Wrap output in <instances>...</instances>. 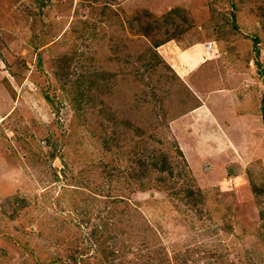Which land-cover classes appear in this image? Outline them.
I'll return each mask as SVG.
<instances>
[{"label": "rangeland", "instance_id": "obj_1", "mask_svg": "<svg viewBox=\"0 0 264 264\" xmlns=\"http://www.w3.org/2000/svg\"><path fill=\"white\" fill-rule=\"evenodd\" d=\"M0 264H264V0H0Z\"/></svg>", "mask_w": 264, "mask_h": 264}, {"label": "crops", "instance_id": "obj_2", "mask_svg": "<svg viewBox=\"0 0 264 264\" xmlns=\"http://www.w3.org/2000/svg\"><path fill=\"white\" fill-rule=\"evenodd\" d=\"M200 46H202L200 49V51H199V56H202V55H205V53H206V49H205V47H204V45H200ZM169 47L171 48L172 46H171V44L170 45H165V46H163V47H161V49L160 50H168L169 49ZM194 48V47H193ZM190 49H192V48H189V50ZM173 50V49H172ZM175 51V50H174ZM176 52V51H175ZM188 52V51H187ZM191 52V51H190ZM208 52V51H207ZM169 54V53H168ZM194 51L192 50V53H190V55L191 56H187V57H189V58H187L186 57V55L184 56V58H180L179 60H176V59H173L174 61H176V64H177V66H179V68H180V71L183 73V76H186L187 74H188V72H189V70L187 69V67H186V65H189V64H191L192 63V60H195V57H193L194 56ZM171 56V55H170ZM170 56L168 55V57L170 58ZM172 57V56H171ZM181 57V56H180ZM182 62V63H181ZM187 63V64H186ZM222 103L223 104H225V105H228V106H230L228 109H230L231 108V110L233 109V107L231 106V105H234V106H236V102L234 101V98L232 97V96H230V97H224L223 99H222ZM203 109V107H201V108H199L198 110H197V112L198 111H200V110H202Z\"/></svg>", "mask_w": 264, "mask_h": 264}, {"label": "bare ground", "instance_id": "obj_3", "mask_svg": "<svg viewBox=\"0 0 264 264\" xmlns=\"http://www.w3.org/2000/svg\"><path fill=\"white\" fill-rule=\"evenodd\" d=\"M193 50V49H192ZM192 50H191V52H189V53H192ZM194 51V56L193 57H195V60H192V63L191 64H189V65H186V67H187V69L189 70V71H194L195 69H197L198 67H200L201 65H203L206 61H208V60H206L205 59V57H204V55H202V56H199V49H194L193 50ZM191 56V55H190ZM187 58H189V57H187ZM185 59V58H184ZM211 60V59H210ZM187 64V63H186ZM181 74H183L182 72H180ZM207 107H203V109L202 110H200V111H198L196 114H201V115H204L205 117L207 116V114H206V112H207ZM192 113V112H191Z\"/></svg>", "mask_w": 264, "mask_h": 264}, {"label": "trees", "instance_id": "obj_4", "mask_svg": "<svg viewBox=\"0 0 264 264\" xmlns=\"http://www.w3.org/2000/svg\"><path fill=\"white\" fill-rule=\"evenodd\" d=\"M188 193H189V194H192L193 196H195V192H194V190H193V191L189 190ZM114 214H115V215H114ZM109 215H110V217L105 218L103 222L111 223V221L113 220L112 217H115V216H116V210H113L112 212H110ZM115 218H116V217H115ZM129 233H130V232L125 233V234H123L122 236H123V237H124V236H131Z\"/></svg>", "mask_w": 264, "mask_h": 264}]
</instances>
